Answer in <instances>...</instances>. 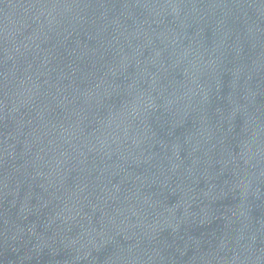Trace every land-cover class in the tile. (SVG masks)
<instances>
[{
	"label": "water",
	"instance_id": "water-1",
	"mask_svg": "<svg viewBox=\"0 0 264 264\" xmlns=\"http://www.w3.org/2000/svg\"><path fill=\"white\" fill-rule=\"evenodd\" d=\"M0 264H264V0H0Z\"/></svg>",
	"mask_w": 264,
	"mask_h": 264
}]
</instances>
